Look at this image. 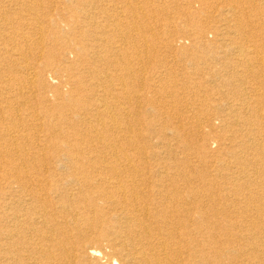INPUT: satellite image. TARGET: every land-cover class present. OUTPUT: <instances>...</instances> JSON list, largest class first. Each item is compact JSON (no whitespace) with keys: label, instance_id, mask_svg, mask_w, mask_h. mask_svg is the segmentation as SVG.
Returning a JSON list of instances; mask_svg holds the SVG:
<instances>
[{"label":"rangeland","instance_id":"rangeland-1","mask_svg":"<svg viewBox=\"0 0 264 264\" xmlns=\"http://www.w3.org/2000/svg\"><path fill=\"white\" fill-rule=\"evenodd\" d=\"M238 1L0 0V11L6 13V19L0 20V106L4 117L19 115L22 120L17 124L21 133L33 135V142H36L35 145L27 144L28 154L22 160L17 159V152L12 151L5 140H1L0 211L17 204L18 196H15L16 200L11 198L7 187L11 180L10 163L15 160L13 155L16 161L24 162L29 176L34 178L43 173V185L46 184L50 200L57 201V195L60 197L71 191L69 174L72 169L60 171L55 166L59 162L75 164V159L71 161L68 156H63L64 152L45 146L63 137L70 142H85L82 126L88 120L94 122L96 111L92 110V99L99 96L97 90L102 88L97 84L103 82L112 92L113 89L119 91V80L103 78L110 73L125 77L130 91L126 100L123 98L126 94L118 100L128 106L119 116L129 121L137 133L135 140L130 139L132 144H128L131 148L136 147L133 151L128 149L132 159L153 165L149 175L156 186L172 185L173 204L180 215L190 211L191 220L201 225L208 222L206 214L222 212L223 202L215 200L214 204H208L207 197L210 192L234 190L235 181L228 173L230 169L237 170V164L231 151L240 149L246 134L245 126L233 127L234 120L227 115L240 111L244 101L256 105L247 96L253 94L252 89L259 87L264 93V0ZM232 4L237 7L236 15L249 14L243 20L242 28L237 27V16L230 10ZM9 25L30 38L35 37L39 29L43 39L39 38L40 44L35 45L19 37H5L2 27ZM132 27L138 31L131 30ZM128 30L131 31L129 34ZM123 38L128 44H123ZM5 42L15 47L14 53L24 56L18 58L15 55L17 59L4 54ZM241 42L250 54L263 57L260 64L248 69L237 63L241 59L237 55ZM138 49L142 52L139 59L135 54ZM123 52L132 72L129 71L127 76L120 66ZM27 72L33 76L32 84L23 81ZM231 75L238 80L230 83ZM219 79L229 81L220 82ZM2 80L10 81L7 89L1 87ZM8 89L12 91L8 93ZM22 89L23 95L20 94ZM245 91L249 93H243ZM259 104L264 114V99ZM5 122L8 119H0V124ZM259 126L264 127V118L256 121L255 128ZM36 133L41 136V141H37ZM261 133L256 130L255 142L264 149V134ZM247 148L252 155L257 151L252 142ZM83 152L87 157L101 155L97 151L88 154L86 149ZM252 155L247 157L252 158ZM97 160L94 158L91 163L98 164ZM259 160L255 158L249 169L241 166L251 177L256 176L252 181L254 194L263 189L257 182L264 183V164H259ZM23 186L25 192L35 188V180L25 182ZM157 198L165 197L158 195ZM210 220L215 225L223 219L219 216ZM59 221L63 222L61 216ZM113 221L112 218L111 225ZM3 222L5 228H10L7 226L10 219L4 218ZM9 248L13 250V247ZM213 249L207 247L206 251L213 252ZM209 255L206 264H227V261L215 260Z\"/></svg>","mask_w":264,"mask_h":264},{"label":"bare ground","instance_id":"bare-ground-1","mask_svg":"<svg viewBox=\"0 0 264 264\" xmlns=\"http://www.w3.org/2000/svg\"><path fill=\"white\" fill-rule=\"evenodd\" d=\"M238 6L241 7V4ZM231 8H229L232 10L231 12L236 15L237 7L232 4ZM0 12L2 21L6 19V13ZM121 14L123 15V13ZM134 14H136L135 11ZM236 16L237 27H244L243 20L249 14H244L242 17ZM3 25L6 24L3 23ZM134 27H136L135 24ZM134 27L131 30L138 31ZM2 29L5 31L2 33L5 37H19L24 41H31L35 45L40 44L39 38H42L43 35L39 29H37L35 37L32 38L25 32L16 31L15 27L11 25L3 26ZM124 43H127L126 38ZM243 44L241 42L238 48L237 55L241 59L237 63L248 69L253 65L260 64L259 60L263 57L250 54ZM14 48L10 42L3 43L4 54L7 53L12 57L16 55L18 58L24 56L23 53H14ZM235 48L233 49L235 50ZM255 51L257 52L256 49ZM135 54L139 59L142 52L139 50ZM125 57L126 53L123 52L120 66L123 67L122 70L127 76L130 71V62ZM23 60L25 62L26 59L23 58ZM262 61L264 60L262 59ZM261 64L263 65V63ZM27 73L23 81L32 84L33 76L31 77V72ZM235 73L234 70L233 74ZM103 78L119 80V88H117L119 91L115 92L116 90L113 89L112 92V89H108L103 82L97 84L102 88L97 90L100 93L98 97H92V110L96 111L94 122L87 118V123L82 126L85 142H70L63 137L57 142H49L45 146L64 152L63 156H68L71 161L75 159V164L59 162L55 166L60 171L72 169L69 174L71 191L68 194L60 195V197L57 195V201L48 198L50 193L45 188L46 184L43 185L45 179L42 177L43 173H39L37 177L33 178L26 171V165L23 166L22 160L28 154L27 144L35 145L36 143L33 142V135L21 133L17 121L22 118L19 115L4 117V110L0 106V119H8V122L0 124V142L2 139L5 140V144L12 151L17 152V159H22L21 162H18L13 155L15 160L10 163L9 178L11 180L7 187L10 189L11 198L16 200L15 196H18V199L15 206H6L0 211V264H206L209 253H211L209 256L215 260L219 259L220 261L221 258L222 261H227V264H264V183L257 182V185L263 189L254 194L255 188L252 181L256 180V176L252 175L253 177H251L241 167L243 165L249 169L253 166L255 158L260 159L259 164H264V149L255 142L256 130L257 133L264 134V127L255 128L256 121L264 118L262 107L259 104L264 99L261 89L259 87L252 89L253 94L247 91L243 92L249 93L247 96L249 95L248 97L253 99L256 103L255 106L244 101L239 108L240 111H237L235 115H227L228 118L234 120L233 127L243 125L246 129V134L244 133L245 136L239 146L240 149L231 151L232 156L236 158L238 170L230 169L231 171L228 173L230 178L235 181L234 190L229 193L210 192V196L207 197L208 204H214L215 200H220L224 204L222 212L206 214L208 222L197 225V222L191 220L190 211L186 215H180V212L175 210L171 184L166 186L157 184L158 186H156V182L150 180L149 174L154 168L153 165L149 166L145 161L132 159V154L130 155L128 149L132 150L136 147L131 148L128 144H132L130 139L135 140L137 133L129 121L119 116L120 111L125 112L128 106L118 100V97H123V94H126V97H123L125 100L129 97L128 84L125 77L110 73H106ZM233 78L236 76L231 75L230 83L238 80ZM8 80L1 81L2 88L9 87L11 83ZM219 81L228 82L229 80L219 79ZM6 91L9 93L12 89ZM20 94H25L23 89ZM108 98L111 99V102ZM136 113L138 112L136 111ZM199 124L201 125V123ZM76 134L74 133L75 136ZM34 136L37 141L42 140L39 133ZM251 142L257 150L253 155L247 152L249 149L247 145ZM84 149L88 151V154L97 151L101 152V155L93 154L91 157H87V154L85 155L83 152ZM144 155L146 154L144 153ZM247 155H252V158H248ZM94 158L99 159L97 160L98 164L91 163ZM158 167L160 168V166ZM31 180H35V188L25 192L26 188L23 185ZM165 192L167 195L164 194ZM158 195L164 196L167 200L157 198ZM234 208L237 210L234 211ZM247 212L250 214L247 215ZM60 216L63 218V222L59 221ZM219 216L223 220L213 225L211 217ZM4 218L10 219V225H7L10 228H5ZM112 218L115 220L113 225H111ZM205 234L208 238L203 236ZM97 242L100 244H96ZM18 244L21 247H18ZM9 247H13V250ZM207 247L214 248L213 252L207 253ZM235 257L240 259L235 260Z\"/></svg>","mask_w":264,"mask_h":264}]
</instances>
